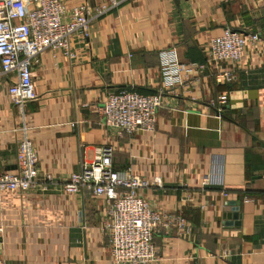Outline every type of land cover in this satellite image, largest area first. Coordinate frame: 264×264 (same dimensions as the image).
I'll list each match as a JSON object with an SVG mask.
<instances>
[{"label":"crops","instance_id":"1","mask_svg":"<svg viewBox=\"0 0 264 264\" xmlns=\"http://www.w3.org/2000/svg\"><path fill=\"white\" fill-rule=\"evenodd\" d=\"M82 2L103 12L92 16L88 40H73L76 62L45 52L33 68L37 99L24 111L39 177L21 194H1L0 264H113L102 229L106 200L61 191L105 143L114 147V170L160 180L138 191L168 224L154 234L152 264H264V0H65L67 9ZM226 28L261 38L234 82L216 84L204 72L189 92L165 94L150 134L118 137L104 128L107 94L156 93L161 51L201 61ZM9 85L0 77V170L14 172L20 114L7 99ZM219 94L228 103L217 116L208 103ZM215 159L223 183L203 186Z\"/></svg>","mask_w":264,"mask_h":264},{"label":"built area","instance_id":"2","mask_svg":"<svg viewBox=\"0 0 264 264\" xmlns=\"http://www.w3.org/2000/svg\"><path fill=\"white\" fill-rule=\"evenodd\" d=\"M102 12L103 8H92L88 2L67 9L65 0H0V77L10 81L6 96L20 114L16 170H0V197L5 191L21 194L35 187L39 177V161L24 111L29 102L37 99L33 85L34 66L40 63L45 52L70 63L76 62L78 54L73 49V40H88L92 16ZM260 42L257 32L245 34L226 28L203 48V63L183 62L172 48L161 51L160 89L148 95L132 89L107 94L100 107L104 128L112 130L118 137L154 132L157 111L165 94L189 92L200 82L204 72H208L216 84H231L236 79L235 68L246 52L257 48ZM227 103L228 96L219 94L208 103V107L222 113ZM113 154L114 147L110 143L98 147L92 162L83 164L80 171L72 173L61 185V191L69 196L82 194L106 200L102 229L109 239L113 264H152L156 259L154 234L160 226L168 224L162 222L161 214L153 210L138 191L151 184L160 186V180L154 178L150 182L130 167L114 170ZM223 176V166L215 159L201 184L222 185ZM44 180L53 182L49 174L44 175ZM174 224L182 227L184 219L177 217ZM2 231L0 227V233Z\"/></svg>","mask_w":264,"mask_h":264},{"label":"water","instance_id":"3","mask_svg":"<svg viewBox=\"0 0 264 264\" xmlns=\"http://www.w3.org/2000/svg\"><path fill=\"white\" fill-rule=\"evenodd\" d=\"M214 112L217 116L219 115V113L217 111H214ZM232 212H233V220L238 221V210H237V208H233Z\"/></svg>","mask_w":264,"mask_h":264},{"label":"trees","instance_id":"4","mask_svg":"<svg viewBox=\"0 0 264 264\" xmlns=\"http://www.w3.org/2000/svg\"><path fill=\"white\" fill-rule=\"evenodd\" d=\"M192 62H195V61H192ZM203 62H204V57H203V59L201 61H198V63H203ZM120 90H125V89H120ZM144 95H146V94H144ZM224 110H225V108L223 109L222 113L224 112Z\"/></svg>","mask_w":264,"mask_h":264}]
</instances>
